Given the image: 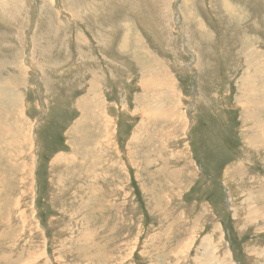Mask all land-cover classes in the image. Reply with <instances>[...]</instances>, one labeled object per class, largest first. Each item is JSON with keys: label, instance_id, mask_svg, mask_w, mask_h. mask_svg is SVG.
Wrapping results in <instances>:
<instances>
[{"label": "rangeland", "instance_id": "374dc122", "mask_svg": "<svg viewBox=\"0 0 264 264\" xmlns=\"http://www.w3.org/2000/svg\"><path fill=\"white\" fill-rule=\"evenodd\" d=\"M0 137V264H264V0H0Z\"/></svg>", "mask_w": 264, "mask_h": 264}, {"label": "bare ground", "instance_id": "6f19581e", "mask_svg": "<svg viewBox=\"0 0 264 264\" xmlns=\"http://www.w3.org/2000/svg\"><path fill=\"white\" fill-rule=\"evenodd\" d=\"M162 1V0H161ZM233 11V10H232ZM201 27V26H200ZM203 27H204V25H203ZM127 35V34H126ZM139 39V38H138ZM122 47V46H121ZM145 47V46H144ZM30 50V49H29ZM144 81V80H143ZM165 78H161V79H158V78H156L155 77V79L154 78H148L145 82H144V85H142L143 87H144V89H146V90H154V88H156V89H161V91H163V89H164V87L166 88V83H165ZM93 84V83H92ZM168 85H170V84H168ZM163 86V87H162ZM162 87V88H161ZM94 88V87H93ZM92 88V89H93ZM89 91H90V89H88ZM88 96H89V94H88ZM198 96V95H197ZM86 98V97H85ZM84 99V98H83ZM86 100V99H85ZM79 101V100H78ZM105 101H106V99H105ZM81 103V102H80ZM76 105V104H75ZM80 105V104H79ZM79 105H78V107H79ZM155 105V107H157L156 105L157 104H153V106ZM77 106V105H76ZM75 106V107H76ZM107 106V105H106ZM102 107H105V106H101V105H99L98 103H94V104H92L91 105V107H90V109H83L85 112H86V110H88V114H84V116H83V114H82V116H80L81 118H83V119H85L87 116H89V121H91V120H93V119H95V118H98V120H97V122L99 123V125H100V127L99 128H95L94 129V126H92L91 127V131L93 132H99L101 135V138H102V140L99 142V145H101V144H105V143H108V142H111V141H113V139H115L116 138V132H115V130H116V128H115V130H113L112 129V122H110V120L106 117V115H104L103 114V116H104V118H105V122L103 121V119H102V116H101V113H100V109L102 108ZM112 107V106H111ZM154 107V108H155ZM79 108H81V107H79ZM26 110V109H25ZM74 110V109H73ZM75 110H76V108H75ZM80 111H81V109H79ZM103 110V109H102ZM158 110V109H157ZM157 110L155 111V114H156V118H158V115H157ZM21 111V110H20ZM109 111V110H108ZM21 115H22V117H23V112L21 111ZM153 113V111L151 110V111H149V112H144V114L145 115H148V116H150L151 114ZM106 114V113H105ZM147 120H149V119H147ZM94 124H95V122H94ZM116 125V124H115ZM16 127H17V133H16V139L18 138H20L18 141H20V140H27L28 139V137L26 136V134H25V136H24V134L22 133V131L23 130H21V128L23 127H20L19 126V124H18V122H16ZM72 128V127H71ZM81 131H86V132H88V128H86V129H82ZM80 131V127H79V125L77 124V126L72 130V132L70 133V138L69 137H67V138H69L70 140H69V143L71 144V145H69V152H68V154L70 153V155L68 156L67 155V159H66V153H64L63 155H61L60 156V160H64V159H66L67 161H71V163H67V167H75V166H80L79 167V170H81L82 169V167H83V165H85L86 164V162H89V150H92V148H89V142L87 141V139H85V138H83L82 137V135H81V143H80V145L78 144V143H73L75 140H77L78 138H79V133L81 132ZM68 132H70V131H68ZM67 135H69V133L67 134ZM24 136V137H23ZM66 136V135H65ZM26 137H27V139H26ZM30 138V137H29ZM0 139H1V137H0ZM15 139V140H16ZM89 140H90V136H89ZM17 141V140H16ZM6 142V141H5ZM67 142V141H66ZM77 142H79V140H77ZM17 143V142H16ZM25 143V142H24ZM65 147V146H64ZM6 148H7V151L8 152H5L4 151V153L2 154V155H4L5 154V156L8 158V161H10V163L12 162V166H16V168L17 167H19V170H18V168H17V170L19 171V172H21L20 173V180H19V184L16 186L17 188H18V190L20 191V192H22V194H24V189H26V187H25V185L27 184V179H28V177L25 175L26 174V169H27V165L25 166V163H24V161H22L21 160V163L20 164H18V165H16L15 163V161H17V159L18 158H20V159H22L23 158V154H21V153H19V152H22L23 150H21V147H19L18 145H14V148H15V150H16V154L15 153H13L12 152V150H14V149H12V148H10V147H7L6 146ZM66 148V147H65ZM101 148V147H100ZM19 149V150H18ZM10 150H11V153H10ZM78 150H81V154H82V157H80V156H78L75 152L76 151H78ZM86 150V151H85ZM101 150H102V148H101ZM3 152V151H2ZM73 156H72V155ZM100 154V153H99ZM68 157L70 158V160L68 159ZM87 157V158H86ZM5 158V157H4ZM91 162V161H90ZM7 163H9V162H7ZM10 163H9V165H10ZM9 168H12L11 166H9ZM77 170V169H76ZM177 171V170H176ZM18 172V173H19ZM23 172L25 173V174H23ZM69 172H63L62 174H66L67 176L69 175L68 174ZM76 174L77 172L74 170L73 171V174ZM171 173V172H170ZM172 174V173H171ZM76 175H78V174H76ZM33 176V175H32ZM2 177V176H1ZM33 183V182H32ZM33 185V184H32ZM31 185V186H32ZM19 186V187H18ZM23 188V189H22ZM33 188V187H32ZM72 188H75V185L74 186H72ZM2 190V189H1ZM66 192H68V191H66ZM173 196V195H172ZM22 197L23 196H20V199L18 200V207L21 205V203H22ZM17 207V208H18ZM253 210H255V209H253ZM252 210V211H253ZM256 213H258L257 212V209H256V211H255ZM22 213H24L23 211H21V214ZM77 213V212H76ZM20 214V213H19ZM24 218V217H23ZM263 223V222H262ZM87 226V225H86ZM209 239V240H208ZM208 239H206V240H208V243H207V245H210L211 244V246L213 247V249L215 248V250H217V248L215 247V246H213V244L212 243H210L211 242V238H208ZM252 243V242H251ZM205 246V245H204ZM211 247V248H212ZM262 248V247H261ZM205 256H207L206 257V259L208 258L209 259V261H211L212 259H211V256H212V254H213V252H209V251H207V250H211L210 248H208V246H206L205 247ZM217 252V251H216ZM260 252V251H259ZM217 254V253H216ZM228 254V253H227ZM229 254H231V253H229ZM257 254V253H256ZM258 255L259 256H264L263 255V253L262 252H260V253H258ZM230 256V255H229ZM6 258V257H5ZM4 258V259H5ZM218 258V257H217ZM215 259V258H214ZM208 261V260H207ZM213 261V260H212ZM225 261H227V263H225ZM220 263L221 264H231V261L227 258H225L223 261H220ZM219 263V264H220ZM204 264V263H203Z\"/></svg>", "mask_w": 264, "mask_h": 264}]
</instances>
